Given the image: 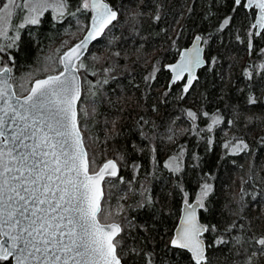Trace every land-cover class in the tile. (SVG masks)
I'll return each instance as SVG.
<instances>
[{"label": "trees", "instance_id": "1", "mask_svg": "<svg viewBox=\"0 0 264 264\" xmlns=\"http://www.w3.org/2000/svg\"><path fill=\"white\" fill-rule=\"evenodd\" d=\"M105 1L118 12V18L87 54L109 44L112 37L109 53L114 50L118 55L109 57L113 66L91 63L99 69L101 81L87 91L86 109L95 101V116L88 119L93 127L89 132L93 148L114 159L119 167L118 175L104 182L111 194L104 196L102 207L108 197L109 207L119 206L124 212L126 221L117 237L122 263L195 264L186 251L171 247L167 240L182 197L192 201L194 191L207 184L206 209L199 211L200 221L215 229L213 237L206 232L203 235L207 264H244L256 246L250 238L264 236V219L252 207L264 199V160L257 154L264 145V65L259 60L264 55V30L259 37L246 40L255 10L247 11L243 3L237 6L234 0ZM82 5L83 0H66L64 20L47 8L37 24L20 28L4 57L0 52V68L8 65L11 69L16 93L23 91L25 77L36 80L60 70L58 56L76 40L57 55L51 50L76 30L77 21L88 25L90 10ZM179 16V31L171 38L169 28ZM196 35L205 47L206 66L198 71L186 96L171 97L182 81L168 87L170 74L164 67L176 61L178 52ZM154 49L153 63L145 64L147 52ZM106 68L109 75L103 71ZM153 68H157L154 77ZM79 74L83 80V72ZM157 88L162 91L157 93ZM80 104L81 98L78 110ZM188 112L195 114L196 123ZM203 117L220 120L209 130L208 124L201 122ZM107 119H118L114 131L104 130ZM183 119L194 123L196 131L188 132L192 129L189 124L184 125L186 133L176 131ZM230 138L240 141L229 148ZM241 143L243 148L231 152ZM84 146L89 161L88 145ZM180 151L185 157L182 164L178 162L179 171H173L164 159L180 155ZM235 175L242 186L238 195H231L225 187Z\"/></svg>", "mask_w": 264, "mask_h": 264}, {"label": "snow or ice", "instance_id": "2", "mask_svg": "<svg viewBox=\"0 0 264 264\" xmlns=\"http://www.w3.org/2000/svg\"><path fill=\"white\" fill-rule=\"evenodd\" d=\"M242 3L258 10L251 27L264 30V0H234L237 6ZM9 4L15 5L16 0ZM41 6L46 7L47 0ZM52 7L63 16L66 0H57ZM82 7L92 12L91 26L61 57L60 74L35 81L21 100L12 92L11 69L0 68V264H121L123 250L117 251L121 226L102 224L100 219L106 211L101 203V182L105 176L115 177L117 166L108 161L89 174L79 118H93L97 105L94 101L90 109L78 110L81 89L76 75L84 67V51L117 20V11L105 0H83ZM36 10L29 9L26 23L39 22L38 16L31 15ZM11 15L6 8L0 22ZM201 64L199 48L183 54L180 63L171 68L173 83L187 72V92L195 79L194 68ZM188 116L196 118L192 112ZM173 170L179 171V167ZM209 191L210 186L203 185L197 205L203 207ZM188 209L171 245L190 252L195 264H207L200 237L209 229L198 223L194 206L188 205ZM250 240L264 254V236Z\"/></svg>", "mask_w": 264, "mask_h": 264}, {"label": "rangeland", "instance_id": "3", "mask_svg": "<svg viewBox=\"0 0 264 264\" xmlns=\"http://www.w3.org/2000/svg\"><path fill=\"white\" fill-rule=\"evenodd\" d=\"M26 3L28 5V7L27 8H24L23 6ZM42 3H43V0H27V1H25V0L24 1L16 0V4L15 5H10L9 4V0H3V1H1V3H0V15H3L4 14L6 8L9 9L12 12V15L10 17H7L4 22H0V28H3L4 29V32L3 33H0V46H3V48H4V50L3 51H0V52H1V55L3 57H4V55H6L5 52L7 50H10L14 46V44H15V42L17 40L18 34L20 32V28H23V27H20V24L23 23L24 24V27L26 25L30 24V23H26L25 22L26 19L30 15V12H29V9L30 8L36 7V9H37L36 12L35 13H31V15L38 16V19L40 18V16L42 15V13L47 8H51L54 13H56L57 15H59V12L52 7V5H54V4L57 3V0H47V6L46 7H42L41 6ZM254 17H255V15H254ZM254 17L250 21V25L247 28V32H246V40L247 41H249L250 39H254L255 37H259V35L256 34V28H252L251 27V25L253 23V20H254ZM59 18L64 20L65 16L63 15V16H61ZM76 23H77L76 30L75 29H74L75 31L71 30V31H73L71 33V35H69V37L67 35V38L62 39L60 41V43L51 50V53H53V55H57V52L59 53L60 51H62V49L67 48L68 47L67 45H69L73 41L75 42V40L77 42L78 40H80L82 38L83 34L87 30L88 25L86 27H84L83 24L81 25L80 22L77 21ZM180 24H181V17L180 16L177 17L171 23V26H170L169 31H168L171 38L174 37V36L176 37V35H177L178 31H179ZM110 38L112 39V37H110ZM111 39H109V42H110L109 44L108 43L102 44L99 47H97L96 49L95 48L92 49V51L89 52L90 54L89 53L87 54L86 61H84L85 59L82 61L83 64H84V67L83 68H80L78 70V71H82L83 74H84L83 80L81 78L82 94H81L80 109H82V108L83 109H86V105H87V102L89 100V98L86 95L87 91L89 89L93 88V87H96V84L101 81V80L99 81V78H98V73H99L98 71H99V69L97 67L96 68L95 67H92L91 66V63L95 62V65L97 63H101V64H104L105 63V64H108L109 66H113L114 65V61L111 60L109 57H110L111 54H112V56H117V52L114 51V50L113 51L110 50V53H109V48H112L113 47V45H112L113 42H112ZM191 40H192V38L190 39V42H191ZM190 42H189V44H190ZM208 43H210V41ZM8 45H12V46L9 47ZM171 48H172V46H171ZM67 49H65V50H67ZM249 49H251V48H249ZM63 52H61L60 55ZM155 53H156V50L155 49L152 50L151 52H147V54H146L147 60H146V63L145 64L150 65L151 63H153V61L151 62V60H152V55H155ZM246 55L247 56L250 55V50L247 51ZM94 57H96L98 59H94ZM57 59H58L57 65L60 66V70L57 71L54 74L59 73L61 71V69H62L61 68V64H60V56H58ZM259 60L261 62H263V65H264V55L263 54H261V57L259 58ZM260 61L257 63V66L259 65V67H260ZM154 65H156V64H154ZM6 66L8 67V65H3L1 68L6 67ZM156 69L157 68H153L152 69L153 71L151 73V76L154 77L155 74H157ZM103 71H104V73H106V75H109V71L107 70V68L104 69ZM51 75H53V74H51ZM25 78L26 79H25V81L23 83L22 90L25 91V92H27V91H29V88L31 87V84H32V82L34 80H33V78L31 76L25 77ZM169 79H170V75L168 76L167 82L169 81ZM184 82H185V79L181 82L182 85H181L180 89H177L176 91H174L173 94H171V97H176L177 99H180V97L186 96L185 93L182 91ZM20 84H22L21 81H20ZM14 88H15V86H14ZM23 91H20L19 93H16V94L18 96H21L22 94H20V93H22ZM155 91L157 93H160L162 90L157 88V89H155ZM82 97H84V99ZM192 97H193V95L190 96L189 98L192 99ZM82 99H83V101H82ZM129 99L130 100H133V99H131V97ZM214 120H218L219 121L220 119L218 117L217 118L203 117V120H201V122L203 121V123H207L208 124L207 129H209V128L212 129V127L215 124H217V123H215V124L213 123ZM193 121H194V123H196L195 120H193ZM118 122H119L118 119H116V120H114V119H107L108 128H104V130L106 132L112 131V130L114 131L115 128H116V126H117V123ZM190 122L191 121H189V123H188L186 120L183 119V121L179 122L178 125L176 126L177 127L176 128V131L182 132V134L186 133V130H185V127L186 126L184 127V125H187V124L191 125ZM197 122H200V120L199 121L197 120ZM193 124L191 125L192 126V129L190 128L188 132H191L192 133L193 130L196 131L195 124L194 125ZM79 125H80L81 132H82V135H83L84 144L88 145L89 164H90V167H91L90 170L94 172V171H96L101 166V164L103 162H105L108 159H112V158L109 157L107 154L101 155L100 153H98L97 151H95V149L93 148V141H92V138H93L92 136L93 135H92V133L91 134L89 133L90 131L92 132V128L93 127L89 126L88 119L85 120V118L83 117V115H81L80 118H79ZM226 131H228V130L226 129ZM194 135L196 136L197 134H194ZM232 139H234V138L227 139V141H229V142L231 141V143H228L229 145H231L229 148L235 146L240 141V140H236V139L235 140H232ZM228 144H227V146H228ZM241 144H242V146H241ZM241 144H239L240 147L231 149V152L238 151L240 148H243L244 144L243 143H241ZM260 148H261L260 149V153L257 151V154H258V156H260L259 157L260 160L261 159L264 160V145L262 147H260ZM180 152H181L180 155H173V156L171 155V158L166 157L164 159V161L166 162V164H168L171 167L172 170L174 168H176V166L179 165L178 162H180L182 164V161H183V158L185 157V155L183 157V155H182L183 151H180ZM112 157H114V156H112ZM115 159H117V158H115ZM117 160L119 161V159H117ZM185 162H187L186 159H185ZM237 179H238V177L236 175L233 176V179L231 180L230 184H228V186L225 187L227 189V191L231 195H236V194L238 195L240 193V191H241V186H242L241 184L242 183H238V180ZM103 186H104V196L105 197L106 196H109L111 194V192L108 194L107 186H105L104 184H103ZM196 190H198V191H196ZM196 190L194 191L195 194L192 195V196H195V198L193 200H195V199L198 200V198L200 197V193L203 190V187L202 188H198ZM184 198L185 197H182L180 203H182V202H190L191 201V200H187L186 198L185 199ZM263 200L261 201V203L259 205L260 207L259 206H254V205L252 206L253 209H255V210L257 209L258 210V212H256V215H258L260 218L263 217L262 219H264V201ZM104 209H106V211L104 213H102V215H101V218H100L101 219V222H103V223L115 222V223H118L121 226V229H123V225L125 224L126 218L124 216V212L121 211V209L119 208V206L118 207L115 206L114 208L109 207V201H108V197H107L106 207ZM204 209H206V208H205V203L203 201L202 210H204ZM178 215H179V211H178ZM178 215L176 216V223L173 225L174 227H172L173 230H174V228H175V226L177 224V221H178V218H179ZM102 217H104V218H102ZM263 224H264V222H263ZM173 230H172V232H171V234H170V236H169V238L167 240L168 244H170V240H171L172 235H173ZM214 231H215L214 228L209 229V231L206 232V233H209L208 234L209 235L208 237H213V234H215ZM202 239H203V236H202ZM214 239H216V237ZM212 241H213V239H212ZM216 241H214L213 246L216 245L215 244ZM249 247H250V245H249ZM253 253H255V254H253ZM258 260L259 261L260 260H263L264 261V254H261V252L259 251V246L256 245V246H254V249L251 250L249 252V254L247 255V258H246L244 264H262V263H259Z\"/></svg>", "mask_w": 264, "mask_h": 264}, {"label": "water", "instance_id": "4", "mask_svg": "<svg viewBox=\"0 0 264 264\" xmlns=\"http://www.w3.org/2000/svg\"><path fill=\"white\" fill-rule=\"evenodd\" d=\"M245 8H246V7H245ZM246 9H248V8H246ZM253 9H254V8H253ZM254 10H255V19H256V15L258 14V10H256V9H254ZM90 12H91V11H90ZM91 17H92V12H91V15H90V19H89V23H88L87 30H88V28L91 26ZM117 18H118V12H117ZM115 22H116V21H113V24H114ZM254 23H255V21H254ZM109 26H110V25H109ZM87 30L85 31L84 35L82 36V38H81L80 40H78L76 43H74L72 46H70L67 50H65V51L60 55V60H61V57H62L67 51H69L72 47H74L77 43H79V42L84 38V36L87 34ZM105 31H106V29H105ZM261 31H262V30H259V29L256 28V32L261 33ZM101 37H102V35L99 36V37L97 38V40L100 39ZM197 37H199V39H197ZM97 40L91 42V43L88 45V48H87V50L84 51L83 56L81 57V59L87 54L88 50L90 49V46H91L92 44H94ZM201 43H202L201 37H200V36H195V37L192 39L191 43H190L187 47H185V48H183V49L180 50V52H179V56H178L177 60H176L174 63H171V64L165 66V69L169 71V73H170V77H171V78H170V81H169V83H168V87H171L173 84H176V83L182 81L183 79H185V82H184V85H183L182 91H183L184 93H187V92L190 91L191 87L193 86V84H194V83L196 82V80H197V73H198V71L201 70L202 68H204V67L206 66L205 50H204V47L202 46ZM194 48H199V49H200V59L202 60V64H201L199 67L194 68V73H193V74H194V76H195V79L192 80V84H191V86L188 87V91L185 92V91H184V88L187 86V81H188V79H189V77H188V73L185 72V73L183 74V77H182L181 79L176 80L175 83H173V80H174V77H175V73L171 70V68H172L173 66L177 65L178 63H180L181 56H182L183 54H186L187 52L193 50ZM60 64H61V63H60ZM6 67H7V66H6ZM3 68H4V67H3ZM7 68H9V67H7ZM61 68H62V69H61V71H62V70H63V66H62V65H61ZM61 71H60V72H61ZM60 72L57 73V74H53V75H58V74H60ZM76 75H77L78 78H79L80 89H81V79H80V75H79V72H78V71H77ZM10 76H11V73H10ZM48 76H49V75H47V76H45V77H43V78H39V79L34 80V81L32 82L31 87L34 86L35 81L40 80V79H45V78H47ZM10 83H11V81H10ZM11 85H12V83H11ZM30 89H31V88H30ZM12 92L15 93V90H14V88H13V85H12ZM81 92H82V89H81ZM28 94H29V92H28L27 94L23 95V96H17L16 93H15V95H16L17 97H19L21 100H23V98L26 97ZM80 97H81V96H80ZM78 102H79V101H78ZM78 102H77V105H78ZM81 135H82V134H81ZM84 148H85V146H84ZM85 151H86V149H85ZM87 158H88V157H87ZM108 161H113V162H115V164H116V166H117V175H118L119 167H118V165H117V163H116V161H115L114 159H108V160H106L105 162H103V163L101 164V166L97 169V171H99V169H100L101 167H103V165H104L105 163H107ZM89 174H92V173L89 171ZM117 175H116V176H117ZM109 177H111V176H105L104 181L106 180V178H109ZM104 181L101 182V187H102V189H103V183H104ZM102 200H103V199H102ZM196 202H197V200L195 199V200H193V201H191V202H182V203H181V205H180V210H179V218H178L177 224H176V226H175V228H174V230H173L172 238H171V240H170V246H171V247H173V246L171 245V241H172V239L175 238L176 233H177V230L181 227L182 221H183V219L185 218V213H186V211L189 210V209H188V205H192V206L195 207V215H196V219H197L198 223L201 224L202 226H205V225L200 221V218H199V211H200V209H201V206L197 205ZM101 203H102V201H101ZM112 223H115V222H112ZM102 224H107V223H102ZM116 224H118V223H116ZM205 227H206V226H205ZM121 230H122V229H121ZM204 233H205V232H204ZM204 233H203L202 235H204ZM200 239L203 240V239H202V236L200 237ZM203 242H204V240H203ZM204 245H205V256H206V244H205V242H204ZM173 248H174V247H173ZM176 249H177V248H176ZM181 250L186 251V252L190 255V257L192 258L191 253L188 252L186 249H181ZM192 260H193V259H192ZM193 261H194V260H193ZM194 262H195V261H194ZM13 264H14V262H13ZM121 264H123L122 261H121Z\"/></svg>", "mask_w": 264, "mask_h": 264}, {"label": "bare ground", "instance_id": "5", "mask_svg": "<svg viewBox=\"0 0 264 264\" xmlns=\"http://www.w3.org/2000/svg\"><path fill=\"white\" fill-rule=\"evenodd\" d=\"M105 2L108 3L107 1H105ZM108 4H109V3H108ZM109 6H110V5H109ZM110 7H111V6H110ZM244 8H245V7H244ZM245 9H246V8H245ZM246 10L248 11V10H250V9H246ZM254 21H255V17H254V20H253V24H254ZM251 30H252V29H251ZM256 33H257V32H256ZM196 36H199V35H196ZM194 37H195V36H194ZM194 37H193V38H194ZM193 38H192V39H193ZM191 41H192V40H191ZM190 43H191V42H190ZM201 44H202V43H201ZM203 47H204V46H203ZM204 48H205V47H204ZM178 56H179V55H178ZM174 62H175V61H174ZM174 62H172V63H174ZM169 64H171V63H169ZM169 64H167V65H169ZM164 68H165V67H164ZM165 70H166V69H165ZM166 71H168V70H166ZM168 72H169V71H168ZM169 74H170V73H169ZM170 78H171V77H170ZM183 80H184V79H183ZM183 80H182V81H183ZM169 81H170V79H169ZM196 81H197V80H196ZM167 83H169V82H167ZM176 84H177V83H176ZM173 85H174V84H173ZM89 170H90V169H89ZM90 172H91V171H90ZM192 201H193V200H192ZM190 202H191V201H190ZM191 259H192V258H191Z\"/></svg>", "mask_w": 264, "mask_h": 264}, {"label": "flooded vegetation", "instance_id": "6", "mask_svg": "<svg viewBox=\"0 0 264 264\" xmlns=\"http://www.w3.org/2000/svg\"><path fill=\"white\" fill-rule=\"evenodd\" d=\"M171 63H172V62H171ZM167 64H169V63H167ZM167 64H166V65H167ZM166 65H165V66H166Z\"/></svg>", "mask_w": 264, "mask_h": 264}]
</instances>
